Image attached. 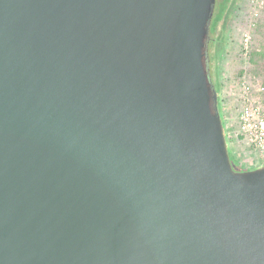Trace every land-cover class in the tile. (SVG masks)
<instances>
[{
    "label": "water",
    "instance_id": "water-1",
    "mask_svg": "<svg viewBox=\"0 0 264 264\" xmlns=\"http://www.w3.org/2000/svg\"><path fill=\"white\" fill-rule=\"evenodd\" d=\"M217 0H0V264H264L206 45Z\"/></svg>",
    "mask_w": 264,
    "mask_h": 264
},
{
    "label": "rangeland",
    "instance_id": "rangeland-1",
    "mask_svg": "<svg viewBox=\"0 0 264 264\" xmlns=\"http://www.w3.org/2000/svg\"><path fill=\"white\" fill-rule=\"evenodd\" d=\"M210 26L212 32L224 31L223 42L211 50L216 56L213 71L219 72L222 118L236 124L244 99L248 101L244 80L252 86L257 80L264 85V0H217ZM231 154L235 156L232 150Z\"/></svg>",
    "mask_w": 264,
    "mask_h": 264
},
{
    "label": "built area",
    "instance_id": "built-area-1",
    "mask_svg": "<svg viewBox=\"0 0 264 264\" xmlns=\"http://www.w3.org/2000/svg\"><path fill=\"white\" fill-rule=\"evenodd\" d=\"M245 79V78H244ZM252 81L250 80V83ZM251 87L253 89H251ZM252 92L256 95H252ZM244 104L235 124L223 119L227 140L236 157L245 165L264 164V85L260 80L252 86L244 80ZM243 95V96H244Z\"/></svg>",
    "mask_w": 264,
    "mask_h": 264
},
{
    "label": "flooded vegetation",
    "instance_id": "flooded-vegetation-1",
    "mask_svg": "<svg viewBox=\"0 0 264 264\" xmlns=\"http://www.w3.org/2000/svg\"><path fill=\"white\" fill-rule=\"evenodd\" d=\"M226 22L224 21L222 23V27H224ZM217 29V28H216ZM214 30L213 32L211 31V26H210V31L209 35L207 38V45H206V60L209 62V69L213 70L215 61H216V56L211 52L213 47H218L219 44H221L224 40V31H219V30ZM217 31V32H216ZM214 33V34H213ZM215 70V69H214Z\"/></svg>",
    "mask_w": 264,
    "mask_h": 264
},
{
    "label": "trees",
    "instance_id": "trees-1",
    "mask_svg": "<svg viewBox=\"0 0 264 264\" xmlns=\"http://www.w3.org/2000/svg\"><path fill=\"white\" fill-rule=\"evenodd\" d=\"M207 62V68H208V72H209V78L214 86V88L216 89V91L219 93L220 91V80L218 78V71H213V70H210L209 69V62L208 60L206 61ZM219 100V99H218ZM218 109H219V112L221 113V106H220V103H218ZM221 116L222 113H221ZM231 157H232V161H233V164L234 166L237 168V169H249V168H256V167H244L242 166L241 162L235 158V156L233 154H231Z\"/></svg>",
    "mask_w": 264,
    "mask_h": 264
}]
</instances>
